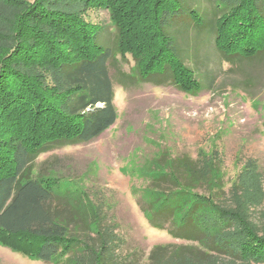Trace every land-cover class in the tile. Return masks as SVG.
I'll list each match as a JSON object with an SVG mask.
<instances>
[{
    "label": "trees",
    "instance_id": "trees-1",
    "mask_svg": "<svg viewBox=\"0 0 264 264\" xmlns=\"http://www.w3.org/2000/svg\"><path fill=\"white\" fill-rule=\"evenodd\" d=\"M14 3L10 47L0 52L1 243L43 264H138L101 198L62 192L56 162H35L116 124L115 83L128 80L119 63L134 62L131 83L194 96L213 89L212 59L246 68L264 57V0ZM91 9L108 14L112 47L84 17ZM225 186L214 163L163 155L135 201L179 243L154 246L143 264H264V234Z\"/></svg>",
    "mask_w": 264,
    "mask_h": 264
},
{
    "label": "rangeland",
    "instance_id": "rangeland-1",
    "mask_svg": "<svg viewBox=\"0 0 264 264\" xmlns=\"http://www.w3.org/2000/svg\"><path fill=\"white\" fill-rule=\"evenodd\" d=\"M19 10L14 0H0V52L10 47L4 39ZM84 17L104 28L102 40L112 47L114 32L108 14L91 9ZM262 57L246 68L212 59L213 89L194 96L172 86L131 83L130 77L137 78L134 62L119 63L128 80L123 87L115 83L116 124L92 143L55 150L35 163L56 162L57 175L64 177L59 183L62 192H87L93 200L101 198L119 227L125 253H136L138 264L144 263L154 246L179 243L151 227L135 201L163 155L214 163L224 175L226 192L231 187L234 201L243 206L249 227L264 234ZM2 239L7 238L0 236V264H43L2 245Z\"/></svg>",
    "mask_w": 264,
    "mask_h": 264
}]
</instances>
